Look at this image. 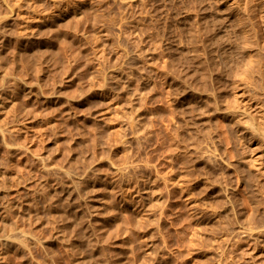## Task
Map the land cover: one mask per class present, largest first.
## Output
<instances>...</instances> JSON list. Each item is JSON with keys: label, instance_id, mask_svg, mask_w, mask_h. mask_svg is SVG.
Wrapping results in <instances>:
<instances>
[{"label": "rangeland", "instance_id": "rangeland-1", "mask_svg": "<svg viewBox=\"0 0 264 264\" xmlns=\"http://www.w3.org/2000/svg\"><path fill=\"white\" fill-rule=\"evenodd\" d=\"M263 7L0 0V264H264V115L224 132L211 92L264 110Z\"/></svg>", "mask_w": 264, "mask_h": 264}, {"label": "bare ground", "instance_id": "bare-ground-1", "mask_svg": "<svg viewBox=\"0 0 264 264\" xmlns=\"http://www.w3.org/2000/svg\"><path fill=\"white\" fill-rule=\"evenodd\" d=\"M262 11H264V7H263V9H262ZM243 12V10L241 11V13ZM241 13H239V12H237V17H238V21H239V25H240V28H241V33H242V45H243V49H244V51L246 52V54H247V56H248V68L246 69V70H249V72H251L250 74H252L253 76H255L253 73L255 72L256 74H259V76H260V78H263L264 77V64H263V61H262V58H261V54H262V52L261 51H264V47H262V45H261V42H260V36H259V34H257L256 33V30L253 28V27H251L250 25H251V22H249V20H250V16H249V13H248V10L246 9L245 11H244V13L243 14H241ZM246 14V15H245ZM245 15V16H244ZM249 19V20H248ZM202 65V64H201ZM210 66H208V65H206V64H204L203 63V65H202V67L200 66V68H199V72H201V74H202V76H200L201 77V79H202V85H200V87L199 88H202L201 90L203 91H206L207 93L208 92H210L211 91V89H210V84H209V82H208V77L210 76H207L208 75V73H210L209 71H210V68H209ZM201 69V70H200ZM196 71V70H195ZM194 71V74H195V76H196V72ZM198 72V73H199ZM179 73V72H178ZM197 73V74H198ZM177 73H175V75H176ZM204 74V75H203ZM240 73H239V71H238V73H235L234 75H236L235 77H237L236 79H238V76L237 75H239ZM242 74V73H241ZM240 74V75H241ZM249 74V75H250ZM193 75V74H192ZM213 75V74H212ZM233 75V76H234ZM243 75V74H242ZM241 75V76H242ZM245 75H248V74H245ZM252 75H251V77H252ZM194 76V77H195ZM198 77H199V74L197 75ZM241 76H239V79L241 78ZM211 78L210 79H212V77L213 76H210ZM243 77V76H242ZM254 78H256V77H254ZM191 79H193V78H191ZM194 79H197V78H194ZM209 79V80H210ZM214 79V78H213ZM213 79L211 80V81H213ZM238 79V80H239ZM198 80V79H197ZM196 80V81H197ZM200 80V79H199ZM199 80H198V82H199ZM215 80V79H214ZM240 80H242V79H240ZM201 81V80H200ZM259 81H260V79H259V77L257 76V78L255 79V84H257V86H259ZM178 83V85H176V87L177 86H180L179 85V82H177ZM182 83V82H181ZM218 83V82H217ZM192 84V83H191ZM191 84H190V86H191ZM214 84V83H213ZM186 85H188V84H185V82H184V87L186 86ZM212 85V84H211ZM183 86V83H182V85H181V87ZM194 85H192L191 87H193ZM214 86V85H213ZM261 87V86H260ZM175 88V87H174ZM180 88V87H179ZM179 88H178V91H179ZM186 88H187V86H186ZM198 88V89H199ZM185 89V88H184ZM189 89V88H188ZM187 89V90H188ZM193 89V88H192ZM197 89V90H198ZM174 91H176V89H173ZM180 90H181V88H180ZM187 90H185V91H187ZM201 90L199 89V91H200V93H201ZM182 91H184V90H182ZM193 91V90H192ZM195 91H196V88H195ZM170 92V91H169ZM172 92V91H171ZM171 92L170 93H168V94H171ZM177 92V91H176ZM205 92V93H206ZM213 94H212V96H215L214 98H215V101H214V99H213V101H214V106H212L213 105V102L212 101H209V100H211V98L209 99V97L207 96L206 98H208L209 100L207 101L208 102V105L207 106H209V103L211 102L212 103V105H210V108H211V106H212V108H214V111L213 112H215L216 114H222L223 116V118H222V120H220V122L221 123H219L220 124V126L219 127H221V129L222 130H224V132H226V130H228L229 132H230V130L231 129H234V128H236V127H244L243 125H247V123H249V127H250V129L252 130V131H254V132H257V130L259 129L258 127H257V125H254L255 123H252V124H250V120L251 121H254L255 120V118H256V115L259 113L260 114V116H262V115H264V110H262V111H259L258 109V111H256L255 112V110H254V112L253 111H251V109L252 108H254V109H256V108H258L257 106H259V107H261L262 105H258V103H257V105H256V102H255V104H253L252 102H250V101H245V102H243V99H242V101H240V100H237V99H235V101H230V102H226L227 103V105H226V107H225V109H221L220 107H219V104L221 105V100H219V102H218V100H217V95H218V92L216 93V91H215V88H213L212 89V91H211ZM220 92V91H219ZM175 93V92H174ZM185 93V92H184ZM187 93H189V92H187ZM200 93H198V94H200ZM204 93V94H205ZM197 94V93H196ZM195 93H194V95H196ZM202 94H203V92H202ZM202 94H200L199 96L200 97H202L201 95ZM241 94H243V93H241ZM240 94V95H241ZM176 95V94H175ZM206 95V94H205ZM208 95H211V93L209 94L208 93ZM238 95V94H237ZM179 96V95H178ZM204 96V95H203ZM211 96V97H212ZM239 96V95H238ZM237 96V97H238ZM244 96V94L242 95V97ZM199 97V98H200ZM240 97V96H239ZM204 98V97H203ZM201 99L202 100V103H203V101H205V99ZM213 98V97H212ZM219 99V98H218ZM200 100V101H201ZM199 101V100H198ZM207 102H205V104L207 103ZM210 103V104H211ZM244 103V104H243ZM247 103H249V104H247ZM194 104V103H193ZM193 104H192V108L194 107V109H195V111H196V105H194L193 106ZM245 104H247L246 105V107L244 106ZM217 105V106H216ZM196 106V107H195ZM206 106V105H205ZM200 107V106H199ZM199 107L197 108L198 110H199ZM201 107H203V106H201ZM222 107V106H221ZM263 107V106H262ZM261 107V108H262ZM211 108V109H212ZM203 109H205V108H203ZM213 110V109H212ZM261 110V109H260ZM209 111V110H208ZM210 112H212V111H209L207 114H209ZM258 114V115H259ZM213 116H214V114H213ZM219 116V115H218ZM212 117V116H211ZM218 118H220V117H218ZM217 118V119H218ZM229 118H231V119H229ZM259 118V117H258ZM184 119V118H183ZM257 119V118H256ZM186 120V119H185ZM184 120V121H185ZM259 120V122L262 120V122L261 123H263V118L261 117V118H259L258 119ZM257 120V121H258ZM183 121V120H182ZM187 121V120H186ZM195 121V120H194ZM256 121V122H257ZM196 122V121H195ZM194 123V122H193ZM246 123V124H245ZM182 124V123H181ZM195 124V123H194ZM202 125H203V123H202ZM251 125V126H250ZM199 126H200V124H199ZM248 126H247V128H248ZM195 129H197V127H195ZM241 129V128H240ZM242 129H244V128H242ZM246 129V128H245ZM200 130V129H199ZM198 131V130H197ZM233 131V130H232ZM241 131V130H240ZM195 133V132H194ZM192 135H193V132H192ZM195 136V135H194ZM224 140L225 141H228L229 140V138L228 137H226V135L224 136ZM224 141V142H225ZM177 145V144H176ZM189 152V151H188ZM179 153H180V151H179ZM184 153V152H183ZM178 154V153H177ZM182 154V153H181ZM183 157V156H182ZM187 157V156H186ZM190 157V156H189ZM191 157H192V155H191ZM190 157V158H191ZM188 158V157H187ZM182 159V158H181ZM184 159V158H183ZM187 160H189V159H187ZM199 161V160H198ZM192 161H190V163H191ZM200 162V161H199ZM183 163H184V161H183ZM194 163V162H193ZM201 163V162H200ZM202 163H203V161H202ZM185 164V163H184ZM261 231V234H263L264 235V229L263 230H260ZM260 233V232H259ZM258 233V234H259Z\"/></svg>", "mask_w": 264, "mask_h": 264}]
</instances>
